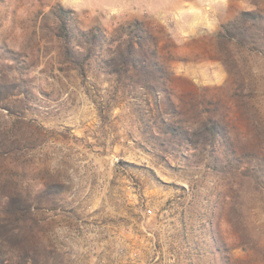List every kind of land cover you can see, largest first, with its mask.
<instances>
[{
  "label": "rangeland",
  "instance_id": "1",
  "mask_svg": "<svg viewBox=\"0 0 264 264\" xmlns=\"http://www.w3.org/2000/svg\"><path fill=\"white\" fill-rule=\"evenodd\" d=\"M238 2L236 14L251 8ZM57 3L72 10L76 27H98L105 39L142 22L175 74V100H219L233 136L264 151V55L236 54L228 74L214 34L185 40L177 24L162 22L177 19L180 0H0V75L23 90L0 108V216L5 196L32 201L20 245L39 247L42 264H216L207 236L222 179L142 145L138 112L149 115V105L95 62L84 76L60 62L53 32L41 28ZM46 184L61 192L40 204ZM240 206L239 229L228 216L217 220L229 263L264 264V191L248 187ZM0 242L10 258L13 245Z\"/></svg>",
  "mask_w": 264,
  "mask_h": 264
},
{
  "label": "trees",
  "instance_id": "2",
  "mask_svg": "<svg viewBox=\"0 0 264 264\" xmlns=\"http://www.w3.org/2000/svg\"><path fill=\"white\" fill-rule=\"evenodd\" d=\"M247 2L251 8L240 10L214 33L219 60L228 74L236 54L264 55V6L260 0ZM41 24L58 41L61 63L84 76L87 67L95 62L116 86L146 100L149 115L138 112L142 145L153 147L167 160L179 159L201 166L222 179L225 190L214 207V222L207 239L217 258L216 264H230L229 247L220 234L217 220L228 216L227 222H234L239 229L243 217L240 202L245 199L248 187L264 191V151L254 144L247 146L233 136L219 100L192 99L186 105L175 100L171 88L175 74L160 59L156 41L144 30L142 22L135 20L121 26L116 35L105 39L98 27L86 31L76 27L72 10L57 3L42 14ZM8 59L10 63L17 60L13 55ZM21 91L19 82L0 75V108L10 109L5 101ZM238 96L241 99L243 94ZM60 190L46 184L38 194V203L51 202V196L59 195ZM1 205L6 216H0V240L10 242L13 247L10 258L0 254V264H12L13 257L17 264H42L37 259L38 251L35 256L39 247L20 245V239L26 235L25 224L32 219V201L21 194L8 195L2 198ZM241 228L240 238L245 239V228Z\"/></svg>",
  "mask_w": 264,
  "mask_h": 264
},
{
  "label": "crops",
  "instance_id": "3",
  "mask_svg": "<svg viewBox=\"0 0 264 264\" xmlns=\"http://www.w3.org/2000/svg\"><path fill=\"white\" fill-rule=\"evenodd\" d=\"M238 5V0H180L178 9L174 13L177 17L176 30L185 40L195 39L203 34L213 35L221 23L236 14ZM197 19L202 20V26L191 34L185 33L180 27L189 20Z\"/></svg>",
  "mask_w": 264,
  "mask_h": 264
},
{
  "label": "clouds",
  "instance_id": "4",
  "mask_svg": "<svg viewBox=\"0 0 264 264\" xmlns=\"http://www.w3.org/2000/svg\"><path fill=\"white\" fill-rule=\"evenodd\" d=\"M162 22L166 24L170 22L173 26L177 24V21L170 15L165 17ZM200 26H202L201 19L189 20L188 22H185L180 25V27H182L185 33L187 34H191L194 30L198 29Z\"/></svg>",
  "mask_w": 264,
  "mask_h": 264
},
{
  "label": "built area",
  "instance_id": "5",
  "mask_svg": "<svg viewBox=\"0 0 264 264\" xmlns=\"http://www.w3.org/2000/svg\"><path fill=\"white\" fill-rule=\"evenodd\" d=\"M148 212L150 213V212H151V210H148Z\"/></svg>",
  "mask_w": 264,
  "mask_h": 264
}]
</instances>
